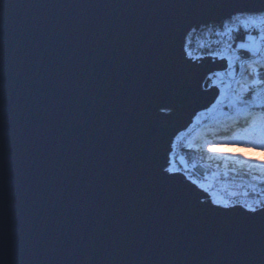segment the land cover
<instances>
[{
	"label": "water",
	"instance_id": "water-1",
	"mask_svg": "<svg viewBox=\"0 0 264 264\" xmlns=\"http://www.w3.org/2000/svg\"><path fill=\"white\" fill-rule=\"evenodd\" d=\"M184 2L0 0V264H264V210L160 174L226 67L172 60Z\"/></svg>",
	"mask_w": 264,
	"mask_h": 264
},
{
	"label": "snow or ice",
	"instance_id": "snow-or-ice-1",
	"mask_svg": "<svg viewBox=\"0 0 264 264\" xmlns=\"http://www.w3.org/2000/svg\"><path fill=\"white\" fill-rule=\"evenodd\" d=\"M180 6L207 9L206 14L210 19L196 21L195 24L189 20L187 28H182L180 25L176 27L172 37V60L177 65L186 63L185 56L188 60H202L205 56H210L213 59L226 61V67L212 74L219 78L221 83H225L223 78L226 76L235 79L237 69H242L240 78L235 79L236 87L233 88L228 83L213 104V107L223 104L225 108L232 109L231 113H224L223 127L219 130H209L212 139L201 137L197 144H188L187 147L195 148L201 153L202 160L213 162L217 168L223 166L226 169L225 175L228 172L237 174L242 172L250 181L248 185L250 191H245L244 195L255 194L258 197L260 192H264V156L249 157L243 153H221L214 151V148L249 147L264 152V0H185ZM201 28L207 29L209 34L215 30V35L221 39L214 43L221 47L216 50L211 43H202L201 55L194 57L190 50L189 37ZM241 50L248 54L247 58H242ZM191 75L190 73L187 78L190 79ZM159 111L171 112L173 108L164 105ZM241 121L244 125L242 128ZM220 132L231 135L222 136ZM184 139L185 133L182 131L174 137L175 141ZM171 146L175 148L176 145L173 143ZM165 163H169V166L159 165L161 175L178 171L171 165L167 155ZM188 178L191 180V176ZM198 187L206 192L209 191L203 183ZM211 202L216 207L208 208L209 211L223 210L224 213H228L234 212L239 206L246 210L244 215L257 214L264 210V200L259 198L232 200L213 192Z\"/></svg>",
	"mask_w": 264,
	"mask_h": 264
},
{
	"label": "trees",
	"instance_id": "trees-1",
	"mask_svg": "<svg viewBox=\"0 0 264 264\" xmlns=\"http://www.w3.org/2000/svg\"><path fill=\"white\" fill-rule=\"evenodd\" d=\"M206 37L213 38L212 47L214 49H216L217 44H215L214 42L218 39H221V37H218L215 35V30L211 34H209L207 29L201 28L198 31H196L195 33H192L189 37V39L191 40L190 50L192 51V53L193 52L201 53L200 44H201V41L206 39ZM224 39H226V38H224ZM241 55H242V58H247V56H248V54L244 53L243 50H241ZM229 82L233 88L236 87L234 80H230ZM222 84H224V83L220 82V85H222ZM220 107L222 108L221 111L217 112L216 114H213L212 116L205 117V118L200 119L198 121L196 120V123L194 125L191 124V126L188 127L184 131L185 139L183 141H179L177 143L178 146H177L176 152H175V158L176 159H177V155H183L187 159V161L190 162L191 164L196 162V160L200 159V152L197 151L195 148L187 147V145L199 142L201 137H203L205 139H212V137L209 135V130H219L220 128L223 127V124L225 122L224 113L225 112L231 113L232 109L231 108H225L224 105H222V104ZM242 127H244L243 121H241V128ZM235 130L236 129H234V131ZM220 135H222V136L223 135H231V133L220 132ZM190 173L193 174L194 172L190 171ZM218 175H220L222 177L232 178L235 180L241 179V180L249 181V179L246 178L243 175V173H241V172L238 174L237 173H228L227 175H225L224 172H222ZM221 189H223V188H221ZM224 189H232L235 191L236 195H233L234 197L232 196L233 197L232 200H240L241 196L245 193V191H247L246 189H242L239 186H231L229 188H224ZM215 190H219V189H215Z\"/></svg>",
	"mask_w": 264,
	"mask_h": 264
},
{
	"label": "rangeland",
	"instance_id": "rangeland-1",
	"mask_svg": "<svg viewBox=\"0 0 264 264\" xmlns=\"http://www.w3.org/2000/svg\"><path fill=\"white\" fill-rule=\"evenodd\" d=\"M207 38H209L210 41L213 40V38H211V37H206V39ZM201 44H202V41H201ZM219 48H220V46L217 45L216 50H219ZM199 55H201V53L193 52L194 57L199 56ZM238 70H239V68H238ZM229 81L230 80H228V82L225 81L226 83H224L222 85H220L219 82L217 84L220 86V89L222 90V89H225L227 87V84L230 83ZM220 106L218 105L216 107H213V105H212L210 108L202 110L199 113H197L194 117V121H193L192 125H194L196 123V120L198 121V120L203 119L205 117L212 116L213 114H216L217 112L221 111L222 108ZM200 113H203V114L200 115ZM197 116L199 117L198 119L196 118ZM178 142L179 141H174L176 146L172 150L171 155H172L173 159L170 162L172 166H174L178 169L177 172H181L187 179H189L188 177L191 176V181H196L197 185H199L200 183H203L205 185V187H207L209 189V191H207V192L209 194L208 198H210V200H212V193L213 192L217 193L218 195L224 196L225 198L232 199L234 196L233 195L230 196V194L235 193L234 190L224 189V188L219 189V190H215L212 188V184H213L215 178L222 177L218 174H220L222 172L225 173L226 169L223 166L217 168L213 162L208 161V160H202L201 159V153H200V159L198 158L199 160H196V162L192 163L194 168L193 167L191 168V163L188 162L187 159L183 155H177V159L175 158V152H176V148L178 146V144H177ZM197 143L198 142L193 143V145H195ZM214 151L221 152V153H243L249 157H262V156H264V152H262L260 150H253L252 148L249 149L247 147L217 146L214 148ZM190 171L194 172V173L191 174ZM228 173H233V172H228Z\"/></svg>",
	"mask_w": 264,
	"mask_h": 264
},
{
	"label": "built area",
	"instance_id": "built-area-1",
	"mask_svg": "<svg viewBox=\"0 0 264 264\" xmlns=\"http://www.w3.org/2000/svg\"><path fill=\"white\" fill-rule=\"evenodd\" d=\"M202 43H211L212 44V41H210L209 38L205 39L202 41ZM242 71V69H239L237 71V74L235 76V79H238L240 78V72ZM218 72V71H217ZM213 74V73H212ZM210 74V78H211V83L212 84H217L218 82L220 83L221 80L219 78H217L216 76ZM224 81H228V80H235V79H230L229 77H224L223 78ZM249 148V147H247ZM174 149V148H173ZM251 149V148H249ZM172 154V153H171ZM173 159L172 155H170V158H169V161L171 162V160ZM194 168V166L191 164V168ZM249 182L250 181H246V180H241V179H238V180H235V179H232V178H227V177H217L215 178L213 184H212V187L214 189H221V188H229L231 186H239L240 188L242 189H246L247 191H250L248 185H249ZM257 191L259 192V189H257ZM256 198H259V199H262L264 200V192H260L259 196L257 197L255 194L251 195V196H245L244 194L241 196V199L240 200H244V199H256Z\"/></svg>",
	"mask_w": 264,
	"mask_h": 264
}]
</instances>
